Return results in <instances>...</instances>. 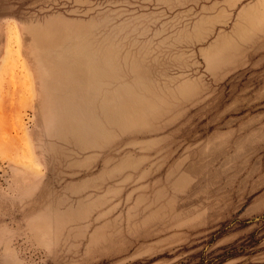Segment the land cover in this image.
Segmentation results:
<instances>
[{
	"label": "rangeland",
	"instance_id": "1",
	"mask_svg": "<svg viewBox=\"0 0 264 264\" xmlns=\"http://www.w3.org/2000/svg\"><path fill=\"white\" fill-rule=\"evenodd\" d=\"M0 264H264V0H0Z\"/></svg>",
	"mask_w": 264,
	"mask_h": 264
},
{
	"label": "bare ground",
	"instance_id": "2",
	"mask_svg": "<svg viewBox=\"0 0 264 264\" xmlns=\"http://www.w3.org/2000/svg\"><path fill=\"white\" fill-rule=\"evenodd\" d=\"M59 38H61V37H59ZM59 41V40H58ZM56 43V42H55ZM51 47V46H50ZM55 57L57 56V55H54ZM57 58V57H56ZM53 60H55V59H53ZM57 61L59 60V58L58 59H56ZM60 61V60H59ZM63 67V66H62ZM63 69V68H62ZM67 70V69H66ZM66 70H65V74H67L66 73ZM59 71V70H58ZM69 71V70H68ZM68 77H69V75H68ZM74 77V76H73ZM63 79V78H62ZM65 79V78H64ZM71 79V77L69 78V80ZM79 82H80V85H82V81L84 80L83 78H80V77H77L76 78ZM54 80V79H53ZM52 80V81H53ZM66 80H68V79H66ZM69 80L67 81V82H69ZM76 80V81H77ZM61 82V81H60ZM65 82V81H64ZM83 83H85L84 81H83ZM87 83V82H86ZM58 84H60L59 82H58ZM72 84H73V82H72ZM78 84V83H77ZM52 85H55V84H52ZM64 85V84H63ZM79 85V86H80ZM70 86H71V84H70ZM86 87V86H85ZM86 90V89H85ZM57 93H58V91H57ZM60 96V95H59ZM57 109H58V107H57Z\"/></svg>",
	"mask_w": 264,
	"mask_h": 264
}]
</instances>
